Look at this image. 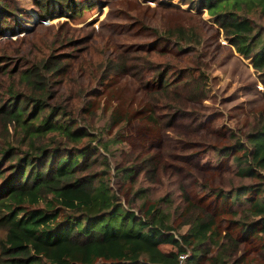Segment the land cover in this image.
<instances>
[{
  "label": "trees",
  "instance_id": "obj_1",
  "mask_svg": "<svg viewBox=\"0 0 264 264\" xmlns=\"http://www.w3.org/2000/svg\"><path fill=\"white\" fill-rule=\"evenodd\" d=\"M32 1L41 15L47 12L49 0ZM56 1L60 10L76 3ZM159 2L171 5V0ZM183 2L205 10L230 46L251 64L259 81L260 96L254 97L264 105V0ZM86 7L75 9L70 19L74 22L82 17ZM11 23L10 12L0 0V32ZM159 37L164 43L172 41L177 47L187 45L193 50L201 43L193 26L182 23L168 26ZM55 39L81 43L72 36ZM89 48L87 45L85 50ZM69 56V52L60 54L43 46L32 55L30 64L19 70L2 67L6 55L0 54V264H181L179 255L186 252L183 262L187 264H236L248 255L244 251L246 233L257 230L264 235V106L248 108L245 120L237 122L232 138L238 135L240 141L212 146L218 156L214 166L223 169L226 160L222 156L228 155L231 178L255 180L251 185L233 179L235 185L226 183L232 187L222 213L206 203L215 192L214 185L224 188L219 180L201 194L188 192L179 179V205L171 210V205L147 203L145 199L139 204L140 210L145 207L141 215L132 205L123 204L111 184L113 165L106 147L108 142L119 140L121 127L104 140L100 129L93 130L96 125L83 114H74L67 102L55 96L54 78L65 73ZM171 63L154 62L142 49L122 47L96 66L102 76L128 79L129 84L135 83L133 88L145 83V72L154 68L160 78L158 87L146 89L136 104L146 111L143 117L147 122L165 129L173 118L162 117L159 106L186 113L190 112L183 107L187 100L201 102L210 97L206 73L187 71L170 79L163 76L162 67ZM81 108L91 111L88 106ZM119 119L124 117L111 115L113 122ZM185 125L198 129L201 122L191 118ZM192 141L191 148L197 143ZM156 157L151 152L138 154L119 171L132 182L137 176L156 182L157 169L161 168ZM199 161H206V157ZM131 200L134 203L135 197ZM233 225H241V231L233 230ZM162 243L174 245L175 250L163 251ZM254 250H258L254 254L257 262L263 264L262 247Z\"/></svg>",
  "mask_w": 264,
  "mask_h": 264
},
{
  "label": "rangeland",
  "instance_id": "obj_2",
  "mask_svg": "<svg viewBox=\"0 0 264 264\" xmlns=\"http://www.w3.org/2000/svg\"><path fill=\"white\" fill-rule=\"evenodd\" d=\"M74 1L75 5L70 3L67 10H60L58 1L49 0L47 12L41 15L32 0H1L10 12L12 22L0 32V54L6 55L1 62L2 67L25 68L30 64L32 55L43 46L60 54L69 52L66 60L70 65L63 75L54 78L55 96L67 102L74 114H83L91 124L96 125L93 130L100 129L104 140L111 138L121 127L119 140L108 142L106 149L113 165L112 188L121 195L123 204L132 205L141 215L145 207L140 210L139 204L145 199L147 203L161 201L163 206L171 205L172 210L181 201L177 180H182L188 192L201 194L219 180L224 188L218 189L219 185H214L215 192L208 196L206 203L222 213L230 199L227 192L232 187L226 183H255L251 179L231 178L232 171L227 166L232 167V163L228 155L222 156L226 160L223 169L214 166L218 156L212 148L240 141L238 135L232 138V131L236 132L237 122L245 120L244 109L254 104L264 106L260 99L254 97L255 94L260 96V92L257 73L251 64L230 46L205 10L190 8L183 0H171V5L162 4L160 0ZM83 5L88 6L86 11L73 22L70 16ZM65 23H69L70 27ZM178 23L193 26L201 42L196 49L187 45L177 47L172 41L164 43L159 37L168 26ZM56 36H72L81 43L72 45L66 40L56 41ZM91 42L95 46L91 47ZM87 45L90 48L85 50ZM122 47L142 49L154 62L172 60L173 63L162 67L163 76L170 79L187 74V71L206 73L210 97L201 102L187 100L183 107L190 112L186 113H179L173 107L159 106V114L162 117L171 116L173 120L165 129L156 128L153 122H147L143 117L146 111L136 104L139 98H143L146 89L158 87L160 78L155 75L154 68L145 72L146 82L135 88L132 87L135 83L129 84L128 79L117 78L113 74L102 76L101 71H97L96 63L105 56H113L115 50ZM71 76L77 77L76 80ZM14 79L18 80L15 75ZM239 97L247 100H242L241 105ZM83 106H88L91 111L83 112ZM232 110L236 113L234 117L230 115ZM112 114H120L124 117L123 121L113 122ZM191 118L200 121L201 127L187 128L185 122ZM192 140H197V143L191 148ZM149 152L158 156L156 163L161 162L156 182L142 176H137L132 182L119 171L134 156ZM202 157H206V161H199ZM203 162L206 163L201 166ZM133 197L134 203L131 200ZM222 223L225 225V221ZM241 229V225H233L236 232ZM246 235L249 246L244 251L248 255L241 256L236 264H259L254 254L260 249L254 250V247L262 246L264 251V235L258 231H249ZM161 249L175 250V246L162 244ZM199 256L204 258L205 255L200 252Z\"/></svg>",
  "mask_w": 264,
  "mask_h": 264
},
{
  "label": "crops",
  "instance_id": "obj_3",
  "mask_svg": "<svg viewBox=\"0 0 264 264\" xmlns=\"http://www.w3.org/2000/svg\"><path fill=\"white\" fill-rule=\"evenodd\" d=\"M244 95V94H243ZM240 98V97H239ZM241 99V102L239 103V104H243V101L242 100H244V98H240ZM238 104V105H239ZM253 106V108L256 110V109H261V106H259V107H257V105L256 104H254V105H252ZM251 106V107H252ZM247 109H244V111H243V117H244V112L246 111ZM230 115H231V117H234L235 115H236V113L232 110L231 112H230ZM241 228H242V226H241ZM257 231V230H256ZM259 232V231H258ZM246 241H249V239H246ZM245 241V242H246ZM162 244H169V243H162ZM162 244H160V247H161V245ZM246 244H247V247L249 246V244L246 242ZM170 245H172V244H170ZM256 247H262V246H256ZM163 251H166V250H163ZM171 251H173V250H169V251H166V252H171Z\"/></svg>",
  "mask_w": 264,
  "mask_h": 264
},
{
  "label": "built area",
  "instance_id": "obj_4",
  "mask_svg": "<svg viewBox=\"0 0 264 264\" xmlns=\"http://www.w3.org/2000/svg\"><path fill=\"white\" fill-rule=\"evenodd\" d=\"M187 255H188L187 252H186V253H181V254L179 255V258H180V262H181V264H187L186 262H183V259L186 258Z\"/></svg>",
  "mask_w": 264,
  "mask_h": 264
}]
</instances>
